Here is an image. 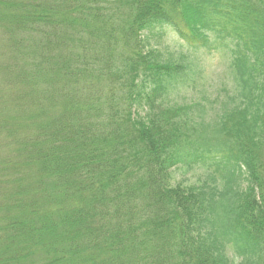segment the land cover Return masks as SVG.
Returning <instances> with one entry per match:
<instances>
[{
	"label": "trees",
	"instance_id": "16d2710c",
	"mask_svg": "<svg viewBox=\"0 0 264 264\" xmlns=\"http://www.w3.org/2000/svg\"><path fill=\"white\" fill-rule=\"evenodd\" d=\"M119 1L0 0V264H264V0Z\"/></svg>",
	"mask_w": 264,
	"mask_h": 264
},
{
	"label": "rangeland",
	"instance_id": "374dc122",
	"mask_svg": "<svg viewBox=\"0 0 264 264\" xmlns=\"http://www.w3.org/2000/svg\"><path fill=\"white\" fill-rule=\"evenodd\" d=\"M100 5L102 3L106 8L112 9L119 7L121 8V1L119 0H98ZM120 10V9H119ZM151 47L154 48L157 52H160L164 59L166 58H176L179 54H185L192 58L197 65L203 68L205 72L215 77L216 75H220L223 72V69L226 67L227 60H225V56L219 55L216 51L211 53H206L204 51H200L198 53L193 51H187L185 46L181 43V41L177 40L175 36L168 30H157L154 31V34L150 37ZM218 84V83H214ZM211 87H213V85ZM191 94L188 92H180L172 96L169 102H178L182 101H190ZM207 171L203 170H195V172L189 173L184 177L176 176L175 179L182 181L184 185L196 186L201 184L206 180L208 176Z\"/></svg>",
	"mask_w": 264,
	"mask_h": 264
}]
</instances>
